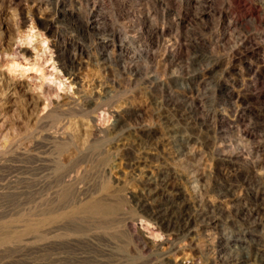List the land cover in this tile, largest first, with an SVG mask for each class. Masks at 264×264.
Listing matches in <instances>:
<instances>
[{
  "label": "rangeland",
  "instance_id": "rangeland-1",
  "mask_svg": "<svg viewBox=\"0 0 264 264\" xmlns=\"http://www.w3.org/2000/svg\"><path fill=\"white\" fill-rule=\"evenodd\" d=\"M142 198L191 206L193 246ZM167 239L181 263L264 264V0H0V264H167Z\"/></svg>",
  "mask_w": 264,
  "mask_h": 264
},
{
  "label": "bare ground",
  "instance_id": "bare-ground-1",
  "mask_svg": "<svg viewBox=\"0 0 264 264\" xmlns=\"http://www.w3.org/2000/svg\"><path fill=\"white\" fill-rule=\"evenodd\" d=\"M104 41V40H103ZM102 57V56H101ZM75 63H76V59L74 58V57H72V56H67V61H66V63L64 62L62 65H61V67H62V69L64 70V74H66L69 78H72V80L73 81H75V79L77 78V76H76V74H75V71H74V66H75ZM25 69H28V70H31L32 69V67H27V68H25ZM61 81V80H60ZM82 99L81 100H83V102H84V105L86 106V107H90L91 105H95L96 104V100L99 98V97H96V95L94 94L93 96H90V97H85V96H83V97H81ZM80 100V101H81ZM39 102V101H38ZM60 102V101H59ZM74 103H76V101L74 102ZM73 103V104H74ZM78 103V102H77ZM58 104V103H57ZM46 111V110H45ZM37 112V111H36ZM51 112H52V110H51ZM64 112V111H63ZM98 112V111H97ZM39 116V115H38ZM47 116V115H46ZM119 119V118H118ZM37 121V120H36ZM213 126V125H212ZM94 128V127H93ZM168 131V130H167ZM54 134V133H53ZM166 135V134H165ZM55 136V135H54ZM48 137V136H47ZM58 137V136H57ZM168 137V136H167ZM49 138V137H48ZM47 138V139H48ZM51 138H53L52 137V135H51ZM55 138V137H54ZM53 138V139H54ZM56 139V138H55ZM53 140V141H51V142H55V141H57V139L56 140ZM115 139V138H114ZM50 140H52V139H50ZM47 142V141H46ZM48 142H49V140H48ZM40 144H42V143H40ZM45 144V143H44ZM43 145V144H42ZM45 145H47V144H45ZM49 146H50V144H48ZM47 147L48 149L50 148V147ZM42 147V146H41ZM53 147H54V145H53ZM33 148V147H32ZM52 148V147H51ZM51 150V149H50ZM20 152V151H19ZM23 152V151H22ZM30 152V151H29ZM44 152V151H43ZM48 152V151H47ZM50 152V151H49ZM26 153V152H25ZM31 154V153H30ZM28 155V154H27ZM26 155V156H27ZM32 155V154H31ZM126 155L128 156V163H127V165L129 166V168L130 167H133V165H134V162H136V159H137V157H135V153H133L132 151H127V153H126ZM18 156V155H17ZM20 156V158L23 156L22 154L21 155H19ZM37 157V156H36ZM41 157V156H40ZM40 157L39 158H36V162H37V160H39L40 159ZM44 158V157H43ZM22 159V158H21ZM26 159V158H25ZM25 159H23V160H25ZM45 160H46V158H44ZM44 159H43V161H42V159H40L41 160V162H44ZM158 159V158H157ZM21 161V160H20ZM28 161V160H27ZM34 162V161H33ZM39 162V161H38ZM46 164V163H45ZM30 165H31V163H30ZM126 165V166H127ZM37 166H38V164H37ZM48 168H52L53 167V165H50V164H47L46 165ZM20 168H21V165H20ZM33 168V167H32ZM38 168H39V166H38ZM57 169V167H54V169ZM25 169V168H24ZM41 168H39V170H40ZM35 170V169H34ZM36 170H38V169H36ZM26 171V170H25ZM31 171V170H30ZM42 171V170H41ZM75 171V170H74ZM190 171V170H189ZM32 172V171H31ZM38 172V171H37ZM71 171L69 170L68 172H67V174H69ZM41 173V172H40ZM188 173H190V172H188ZM193 173H195V172H193ZM193 173H191V174H187V176H188V178L190 179V178H195V176L196 175H194ZM42 174H43V172H42ZM74 174V173H73ZM186 174V173H185ZM62 175V174H61ZM65 174H63V176L61 177L62 178V182L63 181H66V180H64V178H65ZM198 177V176H197ZM69 178H71V176L69 177ZM67 179V178H66ZM182 179V178H181ZM167 180V179H166ZM191 180V179H190ZM162 181V180H161ZM150 183H149V185H151V182L152 181H149ZM44 184V183H43ZM42 184V185H43ZM148 184V183H147ZM155 184H158V183H155ZM45 185V184H44ZM48 185V184H47ZM165 185H166V183H165ZM167 186V185H166ZM164 187V186H163ZM168 188V187H167ZM62 190H63V188H62ZM50 192V191H49ZM66 197V194L65 193H61L60 195H53V196H51V199H50V201H48L49 202V204L50 205H52L53 206V208H51L50 210H48V211H46V213H45V218L47 219V221L49 222V224L51 225V227H50V230H51V232L52 233H55L59 228H61V227H59V223H61L62 225L65 223V220H66V218H67V212H65V209H66V207H67V203H66V201L64 200V198ZM140 198H141V196H140ZM64 201H65V203H64ZM166 201V200H165ZM71 203H73V202H71ZM112 203V202H111ZM173 203V202H172ZM194 203V202H193ZM46 204V203H45ZM78 204H80V203H78ZM87 204V203H86ZM90 204V203H89ZM136 204L138 205V207L140 208V210L142 211V212H144V213H147V214H149L150 216H151V218L153 217L154 219H157L158 221H160L164 226H166V228H167V230H169V228L168 227H170V226H172L173 227V229L174 228H176L175 229V233L173 234V237L175 238V237H182V236H184L183 237V239L184 238H189V240H188V242H189V244L190 245H192L193 246V244H194V241H193V236H192V234H193V232H194V229H193V224L195 223V221H196V217L195 216H192L190 213H188V212H186L187 210L186 209H188L189 207H191V206H189L188 207V205H186L185 206V209L183 208L184 206H180V204H179V206H180V208H179V210H178V212H179V214L177 215V216H175V217H173V215H167L166 217L165 216H163V215H160V213L158 212V211H156L155 209H154V207H152L153 205H151V203H150V201H149V198H142V199H138L137 201H136ZM153 204V203H152ZM48 205V204H47ZM90 205H92V204H90ZM182 205V204H181ZM155 206V205H154ZM178 206V205H177ZM176 206V207H177ZM50 207V206H49ZM168 207V206H167ZM175 207V206H174ZM73 208V207H72ZM90 209L91 210V212L92 213H97V214H100V213H103V214H105V213H109V212H112V210H113V208H112V206L111 207H104V206H101L100 204H95V205H93V206H90V207H86V206H84L83 207V209ZM156 208V207H155ZM171 208H173V207H171ZM207 208V207H206ZM210 208V207H209ZM84 209V210H85ZM167 209V208H166ZM178 209V208H177ZM76 210H78V209H76ZM90 210H87V212H89ZM79 211V210H78ZM77 211V212H78ZM81 211V210H80ZM167 211H170V210H167ZM211 211H213V210H211ZM71 212H73V211H71ZM172 212V211H171ZM206 212V211H205ZM81 213V212H80ZM91 213V214H92ZM127 213V212H126ZM162 213V212H161ZM82 214V213H81ZM200 214H201V212H200ZM199 214V215H200ZM87 215V214H86ZM206 215V214H205ZM148 216V215H147ZM196 216H198V213H197V215ZM73 217V216H72ZM199 217V216H198ZM203 217V216H202ZM208 217V216H207ZM75 218V217H74ZM121 218V217H120ZM152 218V219H153ZM201 218V217H200ZM214 218H215V216H214ZM45 219V220H46ZM86 219V218H85ZM104 219V218H103ZM117 219V218H116ZM203 219L205 220V217H203ZM211 219V218H210ZM213 219V218H212ZM35 220V219H34ZM39 220V219H38ZM197 220H199V219H197ZM222 220V219H221ZM18 221V220H17ZM118 221V220H117ZM201 222L203 221V220H200ZM208 221V220H207ZM218 221V220H217ZM98 222H100L99 221V219H98ZM157 222V221H156ZM219 222V221H218ZM218 222H216V220L214 219V220H211L210 222H208V224H206L207 225V227L208 226H210V225H212V224H217ZM103 223H105V222H103ZM197 223V222H196ZM203 223V222H202ZM125 224V223H124ZM115 225V224H114ZM132 224L130 223V225L129 226H131ZM198 225H201V224H198ZM40 227V226H39ZM200 227V226H199ZM204 227H206V226H204ZM114 228V227H113ZM131 228V227H130ZM61 229H65L64 228V226H63V228H61ZM39 230V229H38ZM121 230V229H120ZM134 230V229H133ZM132 230V231H133ZM196 230H197V228H196ZM91 231V230H90ZM138 232V231H137ZM135 230H134V233H135V238H136V241H138V242H141V243H143L144 244V242L142 241V239H141V236H140V234L138 235V234H136L137 233ZM87 234V233H86ZM109 234V233H108ZM67 236V235H66ZM170 236V235H169ZM55 237V236H54ZM73 237V236H72ZM61 238H64V237H61ZM67 238V237H66ZM70 238V237H69ZM85 238V237H84ZM90 238V237H89ZM86 239V238H85ZM91 239V238H90ZM105 239H106V237H105ZM82 240V239H81ZM184 240H186V239H184ZM63 241V240H62ZM70 241V240H69ZM60 243V242H59ZM58 243V244H59ZM67 243V242H66ZM65 243V244H66ZM69 243V242H68ZM90 242H88L87 244H89ZM71 244V243H70ZM86 244V243H85ZM164 245H166V247H168V248H170V247H172V245H174L173 244V241L172 240H170V239H167V240H165V242L163 243ZM188 244V245H189ZM54 245V244H53ZM63 246H64V244H62ZM68 244H66V246H67ZM75 245H77V244H75ZM186 245H187V243H186ZM187 245V246H188ZM56 246H57V242H56ZM59 246V245H58ZM72 246V245H71ZM145 246V244L142 246V247H144ZM60 247V246H59ZM58 247V248H59ZM62 247V246H61ZM65 247V246H64ZM94 247V246H93ZM186 247V246H185ZM69 248V247H68ZM72 248V247H71ZM70 248V249H71ZM76 248V247H75ZM57 249V248H56ZM61 249H63V248H61ZM64 249H66V248H64ZM69 249V250H70ZM72 250H73V248H72ZM136 250V249H135ZM179 248H176V247H172L171 249H169V252H168V255L167 256H165V263H167V264H186L185 262L184 263H181V262H178L177 261V259L175 260V258L174 257H176V256H178V253H179ZM58 251V250H57ZM84 253V252H83ZM181 253V252H180ZM73 254V253H72ZM80 254H82V253H80ZM85 254V253H84ZM65 255V254H64ZM78 255H79V253H78ZM82 256V255H81ZM82 258V257H81ZM177 258V257H176ZM256 258V257H255ZM254 259V258H253ZM261 262L263 261V260H260ZM63 262V261H62ZM255 262V261H254ZM257 262V261H256ZM252 263H253V261H252ZM251 263V261H250V258L248 257V256H245L243 259H241V260H239L236 264H252ZM256 264V263H255Z\"/></svg>",
  "mask_w": 264,
  "mask_h": 264
}]
</instances>
